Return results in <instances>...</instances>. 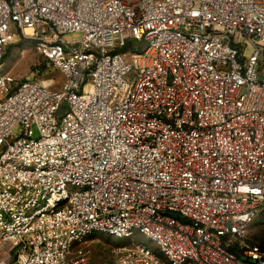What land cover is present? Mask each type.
<instances>
[{
  "label": "built area",
  "instance_id": "1",
  "mask_svg": "<svg viewBox=\"0 0 264 264\" xmlns=\"http://www.w3.org/2000/svg\"><path fill=\"white\" fill-rule=\"evenodd\" d=\"M19 37L62 81L0 73V264H264V0H0Z\"/></svg>",
  "mask_w": 264,
  "mask_h": 264
},
{
  "label": "rangeland",
  "instance_id": "2",
  "mask_svg": "<svg viewBox=\"0 0 264 264\" xmlns=\"http://www.w3.org/2000/svg\"><path fill=\"white\" fill-rule=\"evenodd\" d=\"M79 34L64 35L68 41L78 39ZM248 53V52H247ZM4 59L0 64V73L9 74L16 82L28 79H53L54 86L58 87L62 81L60 74L52 69L38 54L34 45L26 39L19 37L6 49ZM18 128L14 129L16 134ZM141 243L155 249V246L146 238L135 234L130 239H117L103 234H97L77 243L75 248L89 249L93 256V262L98 264L109 260L108 250L112 246H129ZM243 243L248 246H259L264 248V207L259 211L252 223L247 228Z\"/></svg>",
  "mask_w": 264,
  "mask_h": 264
},
{
  "label": "trees",
  "instance_id": "3",
  "mask_svg": "<svg viewBox=\"0 0 264 264\" xmlns=\"http://www.w3.org/2000/svg\"><path fill=\"white\" fill-rule=\"evenodd\" d=\"M5 57V56H4ZM4 57H3V59H4ZM255 247H258V248H260V249H263L264 250V248L263 247H259V246H255Z\"/></svg>",
  "mask_w": 264,
  "mask_h": 264
}]
</instances>
